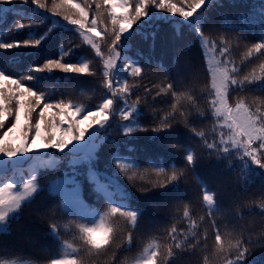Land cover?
I'll list each match as a JSON object with an SVG mask.
<instances>
[{"label":"snow or ice","instance_id":"snow-or-ice-1","mask_svg":"<svg viewBox=\"0 0 264 264\" xmlns=\"http://www.w3.org/2000/svg\"><path fill=\"white\" fill-rule=\"evenodd\" d=\"M17 2L30 3L35 8L29 14L11 6ZM180 3L182 6L178 7L173 0H51L49 6L48 0H0V21L9 13L21 16L11 26L17 32L43 24L48 17L40 14L38 18L40 10L51 13L53 17H62L66 28L72 26L68 30L78 35L82 45L87 46L102 66L100 86L106 91L93 109L68 97L54 99L58 89L46 87L43 83L57 71L65 76L55 78L53 84L61 79L97 76L92 58L66 59L78 46L64 49L61 45L58 57L28 66L16 76L5 63H18V56L0 62V234H9L11 222L19 220L23 207L33 203L45 190L50 195L59 194L61 203L58 211L64 217H75L49 221V235L57 242L58 254L49 258L46 264H170L176 250H195L201 246V238L204 248H207V230L202 234L198 231L205 217L193 218L190 202H185L182 216H173L172 219L185 221L186 229H178L174 222L166 229L163 240L152 237L136 256L117 259L121 250H130L133 232L144 215L143 208L120 184L119 177L133 184L139 183L142 193L155 188L177 191L185 169L177 167L175 162L164 163L160 156H145L144 163L148 167H142L136 147L126 145L122 152L120 145L108 140L110 130L119 129L127 137L136 132L151 131V140L162 141L160 133L171 132L174 122L182 123L200 139L208 150L207 155L214 154L218 161L227 160L229 168H232L231 157L234 155L241 162L240 180L249 185L258 177L264 180V96H253L251 101L247 95L232 97L234 91L247 92L248 86L252 85L256 86L255 91L264 92V60L242 74L232 52L234 40L239 47L243 37L233 39L224 33L217 37L204 34L203 25L210 19L208 13L213 7L222 6L221 0H180ZM177 15L181 18L179 21L171 19ZM23 19L29 23L26 25ZM237 19L244 28L233 24L226 15L219 22L220 27L226 31H245L255 24L260 32L259 42L245 45L241 55V63H244L257 54H264V5L254 6L250 13L240 14ZM161 22L180 24V29L173 28L174 34H180L183 28H187L197 35L209 77L208 83L201 86L199 98L194 84L178 88L177 82L171 78V69L162 61L155 60L151 54L145 55L138 48L133 51L134 36L150 41V49L155 47ZM57 23L53 21V25L43 33L28 32V38L22 41L5 42L0 39V49H36ZM153 62L165 70L169 81L153 84L156 94L152 100L155 102L156 96L170 94L172 102L170 110L163 115H158L153 108L152 119L156 122L144 125L140 123L143 115L140 111L141 96L137 95L134 101L130 98L141 87L144 65ZM129 78H132L131 83ZM151 94L152 89L145 86V103ZM200 100L207 101V108L200 106ZM206 112L213 120L211 141L209 134L198 130L191 122L193 115L197 119L208 118ZM116 117L120 123L115 122ZM105 142L115 145L109 160L115 171L110 174L96 170L98 153ZM57 153L63 155L58 156ZM64 158H67L68 167L74 174L76 166H86L90 192L96 204L105 202L103 211L86 203L82 185L75 179L63 178L67 173L49 181L46 189L40 185V173L56 170ZM197 159L191 147L184 148V160L193 171ZM101 175L107 176L108 181L102 182ZM197 180L203 190V208L215 233L211 259L216 264H264V258L253 257L251 251L254 244L264 248V237L253 241L249 235L246 240L242 227L229 229L227 225L222 233L215 220V214H224L221 204L204 181L199 177ZM69 184L73 187L69 188ZM144 185H150L151 189ZM256 207L264 214V201ZM55 211H51L52 216H55ZM237 218H242L239 213ZM85 220L87 222H82ZM61 232L70 235L71 239H63ZM203 261L210 264L209 254L203 256ZM0 264L36 262L22 255L9 256L6 249L0 248Z\"/></svg>","mask_w":264,"mask_h":264},{"label":"trees","instance_id":"trees-1","mask_svg":"<svg viewBox=\"0 0 264 264\" xmlns=\"http://www.w3.org/2000/svg\"><path fill=\"white\" fill-rule=\"evenodd\" d=\"M78 2H82V0H78ZM173 2L177 3L178 7L182 6L180 0H173ZM221 2L222 6L213 7L208 13L210 19L209 22L203 25V32L205 35L212 37H217L221 33L233 39L235 37H243L239 41V47L236 46L234 40L232 52V57L236 64L241 67L243 74L264 60V54H257L249 61L241 63V55L245 50V45L259 42V29L254 24L245 31H226L220 27L219 22L226 15L232 20L233 24L244 28V25L240 23L237 16L250 13L254 6L264 5V0H221ZM48 4L49 6L51 5V0H48ZM11 6L22 9L23 12L29 14L35 8L30 3L24 4L20 2ZM40 14L48 17L43 24L35 29L26 27L19 32L12 29L11 26L15 20L21 19L20 15L9 13L6 14L3 21H0V39H3L5 42L22 41L28 38V32L35 31L37 33H43L53 25V21L59 22L49 34L48 38L36 49H0V62H6L10 57L18 56V63H5L9 71L16 76L24 72L28 66H36L42 64L47 58L58 57L61 45H63L64 49L78 46L74 47V54L66 59L75 60L81 56L92 58V67L96 69L97 76H80L78 78H70L67 81L61 79L58 83L53 84L55 78L65 76L64 73L57 71L51 77L45 79L43 83L46 87L53 86L58 89L53 95L54 99L68 97L73 101L80 102L95 109L96 105L101 102L106 91L100 86L101 76L99 73L102 70V66L98 58H94V54L91 53L87 46L82 45L81 40L75 32L68 30L72 26H67L66 28V22L63 21L62 17H53L51 13L44 12V10H40L38 18ZM91 16L92 13L90 12V19ZM171 19L179 21L181 18L177 15L171 17ZM22 22L26 25L29 23L27 19H23ZM173 28L180 29L181 25L160 23L153 49H150V41H145L140 36H134L132 39L134 45L133 51L138 48L145 55L151 54L155 60L162 61L171 69V78L177 82L178 88L184 87L185 84L189 86L194 84L195 92L199 98L201 86L208 83L209 77L197 35L187 28H183L180 34H174ZM129 81L131 83L132 78H129ZM168 81V74L163 68L157 67L155 62L151 65H144L143 77L140 80L141 87L130 98L132 101L136 99L137 95L142 98L140 104V111L143 113L140 118L141 124L151 125L156 122L152 119L153 108L157 110L158 115H163L164 112L170 110L169 105L172 102L170 94L156 96L155 102L152 100V96L156 94V89L153 88V84H166ZM145 86L152 89V94L147 98V103L144 102ZM255 87V85L248 86L249 90L247 92L234 91L232 97L247 95L249 101H251L253 96H264V92L255 91ZM119 106L117 104V107ZM200 106L207 108V101L200 100ZM205 116L208 118L197 119L193 115L191 122L198 130L202 129L206 134H209L208 139L211 141L210 129L213 125V120L207 112ZM115 122L120 123L118 117L115 118ZM7 126H10V124ZM159 135L163 137L162 141L151 140L150 137L153 136L151 131L136 132L131 137L122 135L119 129L110 130L108 134V140L120 145L122 152H124L126 145L135 146L137 154L140 156L142 167H148L144 163L145 156H160L164 163L175 162L177 167L185 169V175L177 191L161 188L151 189L150 185H144V187H148L151 190L142 193L139 191L141 187L139 183L133 184L124 177H119L120 184L127 188L132 198L143 208L144 215L140 218L138 226L133 232V244L130 250H121V254L117 258L118 260L123 256H136L142 250L144 244L152 237L163 240L164 235H166V229L174 222L177 223L178 229H186L187 224L185 221H173L172 217L182 216L183 203L190 202L193 218L199 220L200 216L205 217V221L200 224L198 231L202 234L207 230V248H204V240L201 238V246L195 250H176V256L170 264H204L203 256L205 254H209L210 256V264H216V261L212 260L210 255L214 244L215 233L201 202L203 190L198 183L197 177L204 181L210 191L215 193L218 203L221 204L224 214H215V220L222 233L226 230L225 225H227L229 229L232 227L240 229L242 227L246 240L249 235H251L253 241L264 237V214H261L256 207L261 201H264V180L258 177L250 185L240 180L239 168L241 162L234 155L231 157L232 168L227 166V160L218 161L214 154L207 155L208 150L204 148L200 139L192 135L182 123L174 122V128L171 132L160 133ZM186 147H191L198 157L195 171L187 167L186 161L184 160V148ZM114 148L115 145L111 142H105L100 148L98 153L99 159L96 162V170L98 173L103 174L107 172L110 174L115 171L109 163ZM57 155L62 156L63 154L57 153ZM86 171L85 165H78L76 166V174H74L68 167L67 158H64L56 170L41 172L39 175V183L46 189L49 181L61 177L62 173H67V176L63 178L69 180L75 179L82 185L86 203L93 207H98L100 211H103L106 204L104 201L96 204L95 198L90 192V185L86 179ZM100 178L102 182L108 181L107 176L101 175ZM68 187L71 188L73 185L69 184ZM242 189L246 190L242 191ZM60 203L59 194L50 195L45 190L36 197L33 203L23 207L19 220L11 222L9 234H0V248L6 249L9 256L14 254L22 255L24 258L35 261L36 264H46L49 258L58 254L57 242L49 235V221L55 218L75 219L74 216L64 217L58 211ZM236 205H239V207H236ZM52 210H56L55 216L51 215ZM237 213L242 218H237ZM61 237L63 239H71L70 235H65L63 232H61ZM251 251L253 257L260 256L264 258V248L255 246L254 244L251 246ZM253 257H249V259Z\"/></svg>","mask_w":264,"mask_h":264}]
</instances>
